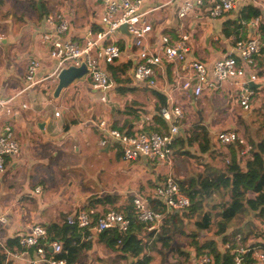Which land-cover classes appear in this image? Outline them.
Wrapping results in <instances>:
<instances>
[{
	"label": "crops",
	"instance_id": "obj_1",
	"mask_svg": "<svg viewBox=\"0 0 264 264\" xmlns=\"http://www.w3.org/2000/svg\"><path fill=\"white\" fill-rule=\"evenodd\" d=\"M184 1L191 0H149L142 5L141 11L147 12L152 24V45L161 35L168 36L171 41L181 35L188 36L186 61L154 67V88L131 80L129 72L134 63V49L124 34L116 35L122 50L121 59L112 65L99 64L110 82L107 90H94L83 76L57 92L58 80L49 78L57 69V61L49 56L48 47L40 41L41 34L52 32L45 19L63 15L70 24L67 36L81 43L88 30H100L99 2L0 0V98L12 97L24 88L28 60L40 62L35 75L38 83L12 101L14 117L0 118V130L4 124H11L20 148V156L6 158L5 170L0 173V217L4 218L0 223V249L5 254V263L29 264L35 259L32 249L27 252L13 250L11 252L17 257L12 258L6 254L9 249L5 247L8 240L15 238L19 244L33 225L45 228L50 224H61L82 208L97 212L115 210L108 204L97 203L96 200L104 196L114 197L116 208L126 206L133 195L142 196L149 202L155 186L165 176L171 175L177 182L184 181L198 174L215 172L219 159L223 158L225 165L229 162L230 150L220 147L212 136L220 130H236L239 119L245 120L253 110L260 108L264 103V85L253 86L255 96L251 110L246 112L234 108L236 91L228 82L199 98L192 96L190 91L184 92L181 83L190 76L188 64L191 61L202 62L211 68L215 61L234 55L236 41L253 38L259 45L254 56L255 68L247 69L246 73L254 69L259 76L263 75L264 0H240L232 11L216 19L208 17L214 0H202V5L194 6L184 18H179L177 13ZM246 7L259 12L257 28L251 25L254 19L247 23L239 20L240 10ZM44 78L48 79L42 81ZM152 91L164 98L165 103L182 107L184 117L176 138L185 139L184 134L194 126L191 119L197 116L208 132V152L201 153L197 142L191 146L176 143L172 148V165L166 167L142 158L126 162L121 158L117 144L100 145L102 133L97 124L102 120L109 128L127 135L139 131L144 124L143 116L151 118L149 126L154 125V116L161 106ZM102 97L104 101H101ZM22 105L26 108L22 109ZM212 105L220 108L211 110ZM55 112L59 116L56 117ZM188 112L190 117L185 116ZM166 130L161 131L165 133ZM254 227L248 245L242 244L243 238L236 235L237 246L264 248V220L256 221ZM232 230L233 224L229 232ZM225 246L217 245V248ZM100 247L103 246L94 243L84 253L85 264H109L100 255L91 257L97 255ZM203 253L207 252L196 255L191 264H197ZM107 256L111 261L116 259L121 263L116 253L110 252ZM249 259L256 264L250 256ZM127 260L128 264L135 262V258Z\"/></svg>",
	"mask_w": 264,
	"mask_h": 264
},
{
	"label": "built area",
	"instance_id": "obj_2",
	"mask_svg": "<svg viewBox=\"0 0 264 264\" xmlns=\"http://www.w3.org/2000/svg\"><path fill=\"white\" fill-rule=\"evenodd\" d=\"M99 2L98 24L99 31L88 30L82 42L71 40L67 35L70 31L69 20L61 14L45 19V23L52 27V32L41 34L40 41L48 47V54L57 61L56 71L49 77L57 79L58 74L66 68L86 67V78L91 87L96 91H104L110 87L107 75L102 71L100 63L112 65L121 59L122 50L118 46L116 35H124L118 29L126 26L125 34L129 44L134 49V63L130 69L131 80L137 84H146L154 88V67L161 64H178L186 61L188 51V36L181 35L176 41H171L168 36L161 35L154 45L150 42L152 24L147 17V12L141 11L142 5L149 0H97ZM240 0H214L208 10L209 19L222 17L232 11ZM202 0L184 1L178 10V17L184 18L194 6L202 5ZM251 25L257 28L258 18L251 21ZM258 40L256 38L247 41L240 40L234 43V55H229L215 61L211 68L198 61L188 64L190 76L181 83L184 92L196 98L204 94H211L218 89L220 84L229 83L236 91L234 103L243 111H250L252 100L255 96L253 86L264 85V74L259 76L253 69L249 74L247 69L255 68L254 56L258 53ZM40 68L37 59L27 62L24 88L9 98H0V118L14 117L12 101L23 92L34 87L35 75ZM44 78L42 81L47 80ZM104 101V97L100 98ZM26 106L22 105V109ZM59 116L58 112L54 114ZM158 115L166 122L165 133L147 132L144 128L149 126L151 118L143 116L144 124L133 135L124 134L111 129L104 120L98 122L97 128L102 133L100 145L108 142L117 144L121 158L126 162L144 160L157 161L160 165L170 167L172 165V143L180 134V123L184 117L181 106L166 103L158 110ZM188 137V132L184 134ZM212 138L220 147L230 145L238 146V155L244 161L249 157L252 146L246 139L238 134L235 129L220 130ZM20 148L14 138L12 125L4 124L0 130V173L4 168L6 158H18ZM39 189L36 190V193ZM151 201L156 202L159 210L150 207L149 202L141 196H134L132 208L137 222L142 223L148 232H158L168 214L185 210L190 201L173 176L167 175L155 186ZM161 210V211H160ZM97 211L90 208L78 210L67 219L68 225L76 226L82 233V240L88 241L96 238L106 230L116 229L124 236L129 229L130 220L122 213L109 209L99 212L100 217L92 221ZM4 218L0 217V223ZM238 239V238H237ZM264 240V237H263ZM120 244L118 240L117 245ZM116 245V246H117ZM19 246L27 252L34 250L35 259L29 264H69L65 259L57 258L61 252L58 241H49L46 229L41 225H33L29 233L19 240ZM47 247V249H46ZM228 245L225 246L227 248ZM234 264H242V256L249 254L256 264H264V248H247L237 246L234 251ZM9 257H17L16 253L6 251ZM197 264H214L208 253H203Z\"/></svg>",
	"mask_w": 264,
	"mask_h": 264
},
{
	"label": "trees",
	"instance_id": "obj_3",
	"mask_svg": "<svg viewBox=\"0 0 264 264\" xmlns=\"http://www.w3.org/2000/svg\"><path fill=\"white\" fill-rule=\"evenodd\" d=\"M239 13V20L244 23L259 17V12L251 7L242 8ZM260 31L263 34V29H260ZM152 94L157 98L159 106L166 104L165 99L155 91H152ZM161 130H166L165 121L156 114L154 125L146 127V131H158V133L163 134ZM195 142L199 144L201 153L209 151L208 132L199 122L195 123L192 129L188 131L187 138H176L172 143V148L176 143H179L180 146L184 144L191 146ZM228 149L230 150V159L224 170L219 171V173L198 174L195 177L178 182L180 188L189 198V207L168 214L158 232L153 231L146 234L149 242H151V250L163 257L165 256L166 262L168 259L170 264L188 263V255L177 248H173L172 243L174 235L183 234L185 221L193 216L199 218L194 223L199 234L191 235L194 239L193 245L196 255L207 252L212 257L214 264H234V251L237 248L234 239L239 234L238 227L245 224L249 213H253L256 218L262 221L264 220V152L262 146L258 149L252 147L249 157L244 161L238 155V146L230 145ZM221 190H229L230 199L223 200L218 206L213 207L214 214L211 216L209 212H204L203 208L207 205V199L216 191ZM131 200L132 198L128 201L130 203L119 208L114 207L117 200L112 196H104L96 200L98 204L112 206L115 211L122 213L125 218L130 220L129 229L124 236H121L116 229H110L102 232L96 238L84 241L80 230L76 226L68 225L67 220L61 224L45 226L48 240H55L60 243L61 252L56 257L65 259L69 264H85L84 253L89 251L92 245L96 243L102 245L109 252L116 253L118 257L124 260L138 259L133 264H147L148 259L144 256L147 246L142 238L143 233H145L143 232L144 225L136 221ZM149 205L152 209L159 210L156 202L150 200ZM99 217V212H96L92 217V221H96ZM212 224H214L215 229L214 236L222 237V243L228 245L227 248H217L215 242L211 240L198 246L195 239L207 232ZM231 224H233V230L229 232ZM118 240L120 241L119 245H117ZM240 241L242 240L240 239ZM243 241H245V238H243ZM5 247L9 251L23 250L16 238L8 240ZM140 256L141 259H139ZM0 264H10L5 263V254L2 253L1 249ZM242 264H254L249 259V254L242 256Z\"/></svg>",
	"mask_w": 264,
	"mask_h": 264
},
{
	"label": "rangeland",
	"instance_id": "obj_4",
	"mask_svg": "<svg viewBox=\"0 0 264 264\" xmlns=\"http://www.w3.org/2000/svg\"><path fill=\"white\" fill-rule=\"evenodd\" d=\"M107 90V89H106ZM264 100V98L262 99ZM223 104V102H222ZM211 107V110L217 108L219 109L220 106H214ZM234 108H238V106H234ZM236 111H233V113H235ZM240 113V111L238 112V114ZM187 115H189V117L191 116L190 112L185 113V116L187 117ZM193 121V124L198 122V118L197 116L191 119ZM236 131L239 132L240 134H242L245 139L248 141V143L254 148V149H258L260 146H262V150L264 152V103L261 105L260 108H256L255 110H253L248 117L245 120H240L239 119V123L236 125ZM225 162L222 159H219V161L217 162V166L214 167V170L216 173H219V171L224 170L225 168ZM220 168V169H219ZM214 173V172H212ZM153 187V185L149 186L148 188L151 190ZM136 196V195H135ZM139 196V195H138ZM134 195L131 196V198L133 199ZM142 197V196H141ZM230 199V192L229 190H221V191H216L210 198L207 199V205L204 206L203 211L205 212H209L210 215L212 216V214H214V210L212 209L215 206H218V204H220L223 200H228ZM129 202H126V204H128ZM134 212V211H133ZM198 216H193L191 219L186 220L185 221V225L183 228V234H176L174 235V241L172 243V247L173 248H177L178 250L183 251L185 254L188 255V263L187 264H191L196 256V250L195 247L193 245V238L191 237V235L193 234H199L198 230L195 228L194 223L198 220ZM261 219L256 218L253 213H249L247 215V219L246 222L243 226L238 227L239 230V235L242 238H245L244 243L245 245H248L250 238L253 237V232L255 231V224L256 221H260ZM143 240L144 243L146 244L147 248L145 251L144 256H146V258L148 259L147 264H170L169 260L167 259V262L165 260V256H161L160 254H158L157 252H155L154 250H151V242H149L146 234L151 233L148 232L145 228H143ZM214 224H212V226L209 228V230L207 232H205L204 234L200 235L199 237H197L195 240L198 244V246L203 245V243L205 241H209V240H214L216 245H223L222 243V237H215L214 236ZM242 240V239H241ZM231 241V240H230ZM102 248V250H101ZM108 253H110L108 250L104 249L103 247H100V251L98 249L97 251V255H91L92 258H96L98 255L102 256V258H106V261L109 264H128V260H124L120 257H116L118 258V260H121L120 262H117L116 259L114 260H110L109 257L107 256ZM142 257L140 256L139 259H141ZM138 260V259H135ZM131 264V263H130Z\"/></svg>",
	"mask_w": 264,
	"mask_h": 264
},
{
	"label": "water",
	"instance_id": "obj_5",
	"mask_svg": "<svg viewBox=\"0 0 264 264\" xmlns=\"http://www.w3.org/2000/svg\"><path fill=\"white\" fill-rule=\"evenodd\" d=\"M121 33L127 34L126 26L122 25L118 29ZM86 75V67L82 65L80 68L69 67L63 69L57 77V92L66 88L69 84H71L74 80L80 79Z\"/></svg>",
	"mask_w": 264,
	"mask_h": 264
}]
</instances>
